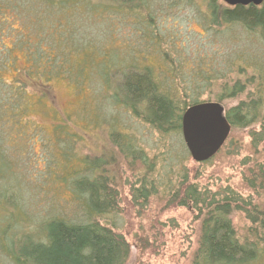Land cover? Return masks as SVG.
Instances as JSON below:
<instances>
[{
  "label": "trees",
  "instance_id": "16d2710c",
  "mask_svg": "<svg viewBox=\"0 0 264 264\" xmlns=\"http://www.w3.org/2000/svg\"><path fill=\"white\" fill-rule=\"evenodd\" d=\"M189 2L205 8L206 26L217 36L227 33L224 29L239 27L264 45V2L258 7H229L219 0ZM7 4L0 0L1 15ZM3 22L7 20L0 19V23ZM16 44L27 52L30 66L17 71V76L10 82H4L2 73L11 70L13 64L3 52L8 63L0 65V264H126L130 246L115 232L113 224L106 221L117 216L119 211L116 172L110 167L114 165L111 162L115 160V154L137 173L136 185L131 192L133 200L147 204L150 198L160 194L177 206L196 213L199 237L191 264H258L264 258V161L255 163L249 170L250 178L244 181L257 196L254 201L229 188L216 192L201 190L193 182H187L185 174H178L174 183L168 177L170 172L166 175L162 171L163 175L156 178V161L149 159L130 135L116 128L108 132V143L113 150L110 162L108 157L79 159L76 153H71L70 147L62 148L60 142L64 141L66 145L76 140H72L74 136L58 124L55 138L44 140L48 150L53 152L49 167L42 171L41 178L31 179L35 182L30 186L40 192L39 200L48 186L51 192L59 185H65L75 211L73 218H66L54 209L42 215L25 210L24 176L16 174L13 169L16 165L4 152V146L13 148L16 138L30 137V143L40 141L38 129L26 116L28 91L47 94L52 79L67 77L70 80L73 72L77 75L87 73L97 65L104 88L111 94V102L123 107L159 135L180 134L181 116L188 108L200 103H218L224 110L231 133L250 129L254 154L261 147L264 155V53L249 56L238 51L232 55L233 59L222 61L217 58L202 61L200 57L197 65L190 69L187 63L170 60L165 51L161 54L158 51L160 58L155 53L149 55L157 57L154 66L146 65L149 62L147 55H139L136 51L124 55L114 51L105 58L98 57V64L84 71V65H70L64 59L67 53L76 54L90 48L77 46L60 51L57 45L55 52L52 48L44 59L38 49L30 50L28 31L20 33ZM90 50L98 56L101 54ZM187 70L201 78L202 84H197L195 90H208L210 94L206 95V101L201 99L200 92L192 97L184 94L185 99L176 96L177 76L182 79ZM228 144L232 145V140ZM184 152L187 155L183 148ZM73 161L78 164L72 169L69 164ZM238 212L256 227L250 229L249 239H239L233 228L231 216Z\"/></svg>",
  "mask_w": 264,
  "mask_h": 264
},
{
  "label": "rangeland",
  "instance_id": "374dc122",
  "mask_svg": "<svg viewBox=\"0 0 264 264\" xmlns=\"http://www.w3.org/2000/svg\"><path fill=\"white\" fill-rule=\"evenodd\" d=\"M1 1L8 4L5 13L0 14V19L7 20L0 23V65L8 63L3 52L13 64L11 70L1 75L6 83L17 76V71L30 66L27 52L16 44L20 33L26 31L30 50L38 49L44 59L57 45L60 51L80 46L101 52L98 56L90 49H83L76 54H66L65 63L84 65V71L114 51L124 55H130V51L147 56L155 53L158 58V51L160 54L165 51L170 60L187 63L190 69L197 65L200 57L202 61L211 58L222 61L233 59L232 55L238 51L249 56L264 53V45L239 27L224 29L227 33L217 36L206 26L205 8L189 0H133L132 3L112 0ZM157 57L149 56L146 65H156ZM184 72L185 77L181 79L178 75L174 87L178 99H185L184 94L192 97L200 92L201 99L206 101V95L210 94L208 90H195L197 84L201 86V78H196L194 72ZM48 90L47 94L28 91L26 116L38 129L40 141L31 144L30 137L16 138L13 148L4 146L7 158L16 165L13 168L16 174L24 176L23 203L27 212L42 215L54 209L66 218H73L75 214L65 185H59L51 192L48 186V193H43L39 200L40 192L30 186L35 182L31 179L41 178L42 171L49 167L53 152L48 150L44 140L55 138L58 124L74 136L72 140H76L66 145L64 141L60 142L62 148L70 147L71 153H76L79 159L108 157L110 162L113 150L108 143V132L116 128L130 135L137 147L156 161V178L162 171L166 175L170 172L168 177L174 183L178 174H185L187 182H193L201 190L216 192L229 188L245 199L257 200L244 181L250 178L249 170L255 163L264 161V155L261 147L256 153L259 157L254 154L250 129L230 131L231 136L229 134L221 150L209 161L198 164L187 153L181 132L176 136H161L123 107L113 104L111 94L105 90L98 75L97 65L87 73L77 75L73 72L70 80L67 77L52 79ZM31 139L36 140V137L33 135ZM229 140H232L230 146ZM113 158L111 165H114L110 167L116 172L119 211L117 216L106 221L113 224L115 232L130 246L126 264H191L199 237L196 213L177 206L160 194L150 198L147 204L133 200L131 192L136 185L137 173L120 156L115 154ZM77 164L73 161L69 167L73 169ZM162 166L166 168L162 169ZM231 222L239 239H249L250 229L256 228L239 212L231 216ZM258 264H264V258Z\"/></svg>",
  "mask_w": 264,
  "mask_h": 264
},
{
  "label": "water",
  "instance_id": "95a60500",
  "mask_svg": "<svg viewBox=\"0 0 264 264\" xmlns=\"http://www.w3.org/2000/svg\"><path fill=\"white\" fill-rule=\"evenodd\" d=\"M229 7H258L264 0H221ZM224 110L218 103H200L188 108L181 116L180 132L191 160L204 163L223 147L230 134Z\"/></svg>",
  "mask_w": 264,
  "mask_h": 264
}]
</instances>
